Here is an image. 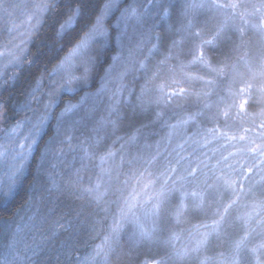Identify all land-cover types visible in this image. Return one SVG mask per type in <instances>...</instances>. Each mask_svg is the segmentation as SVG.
Returning a JSON list of instances; mask_svg holds the SVG:
<instances>
[{
  "label": "snow or ice",
  "instance_id": "1",
  "mask_svg": "<svg viewBox=\"0 0 264 264\" xmlns=\"http://www.w3.org/2000/svg\"><path fill=\"white\" fill-rule=\"evenodd\" d=\"M0 21V96L38 72L0 99V211L26 197L0 264L63 234V264H264V0H0Z\"/></svg>",
  "mask_w": 264,
  "mask_h": 264
},
{
  "label": "trees",
  "instance_id": "2",
  "mask_svg": "<svg viewBox=\"0 0 264 264\" xmlns=\"http://www.w3.org/2000/svg\"><path fill=\"white\" fill-rule=\"evenodd\" d=\"M6 29L5 25L0 23V43L5 42L8 39V36L6 35ZM32 51L35 52V48H32ZM35 72L38 74L36 69H32L31 72L25 73V76L21 78L20 82L14 87L10 88L7 92H4L2 96H0V99H9L10 101H15L21 99V94L24 91V88L27 87L28 83L32 80V73ZM8 75L12 74V71L9 70ZM47 139V138H45ZM70 157V156H69ZM68 157V160L70 158ZM35 166H33L34 169ZM6 191V190H4ZM2 195V193H0ZM26 199V197L24 198ZM24 199L18 198L16 202L7 210L0 211V225H4L6 221H9L11 219L15 218V213L17 209L21 207V205L24 203ZM60 203L62 205L72 203L74 206L78 204V201H68L64 198H61ZM51 205H46V204H37L36 206L33 207L32 211L36 212L37 210L41 215L45 214L48 210V207ZM31 214V213H29ZM59 215V213H57ZM197 219H191L188 224H184L181 227L187 228L190 227L192 224L197 223ZM64 235H61L59 238L53 240L49 245H48V251L46 252L45 255H42L40 260L42 264H63L64 257L60 254L59 252V246L61 240L64 239ZM3 238H7V235L5 234L4 227H0V246H1V241ZM80 255H83V249H81ZM211 254V253H210Z\"/></svg>",
  "mask_w": 264,
  "mask_h": 264
},
{
  "label": "rangeland",
  "instance_id": "3",
  "mask_svg": "<svg viewBox=\"0 0 264 264\" xmlns=\"http://www.w3.org/2000/svg\"><path fill=\"white\" fill-rule=\"evenodd\" d=\"M17 17H18V18H17L16 21H15L16 23H20V21L24 19V17H23L22 15H20L19 13L17 14ZM0 23L4 24L3 21H0ZM6 33H7V31H6ZM6 35L8 36V33H7ZM69 158H70V160H71V156H70ZM70 160H69V161H70ZM7 242H8V239H7V238H3V239H2V241H1V246H0V251L3 250V245L7 244Z\"/></svg>",
  "mask_w": 264,
  "mask_h": 264
}]
</instances>
